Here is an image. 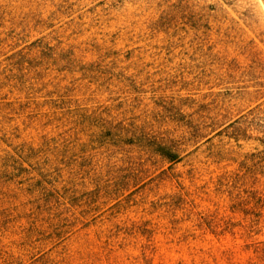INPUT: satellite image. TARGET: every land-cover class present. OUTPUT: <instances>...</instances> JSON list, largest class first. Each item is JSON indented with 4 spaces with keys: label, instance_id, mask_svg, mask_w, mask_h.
Returning <instances> with one entry per match:
<instances>
[{
    "label": "rangeland",
    "instance_id": "374dc122",
    "mask_svg": "<svg viewBox=\"0 0 264 264\" xmlns=\"http://www.w3.org/2000/svg\"><path fill=\"white\" fill-rule=\"evenodd\" d=\"M263 204L264 0H0V264H264Z\"/></svg>",
    "mask_w": 264,
    "mask_h": 264
},
{
    "label": "trees",
    "instance_id": "16d2710c",
    "mask_svg": "<svg viewBox=\"0 0 264 264\" xmlns=\"http://www.w3.org/2000/svg\"><path fill=\"white\" fill-rule=\"evenodd\" d=\"M156 146L157 152L168 161H173L177 158V154L173 153L169 146L162 143H158L156 144ZM262 206H264V204ZM197 219L199 221L198 225L201 228L210 231L211 233H215L218 228L220 229V231H225L228 226L227 222L222 223L220 220L216 219L215 216L209 213L199 212L197 215Z\"/></svg>",
    "mask_w": 264,
    "mask_h": 264
}]
</instances>
